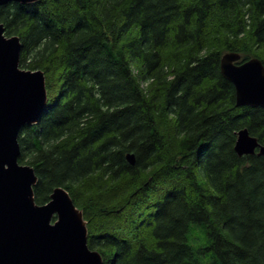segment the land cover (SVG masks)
Returning a JSON list of instances; mask_svg holds the SVG:
<instances>
[{
    "label": "trees",
    "instance_id": "1",
    "mask_svg": "<svg viewBox=\"0 0 264 264\" xmlns=\"http://www.w3.org/2000/svg\"><path fill=\"white\" fill-rule=\"evenodd\" d=\"M0 23L45 75L18 136L38 204L65 187L104 264H264V155L235 150L264 107L221 71L264 63V0L10 1Z\"/></svg>",
    "mask_w": 264,
    "mask_h": 264
},
{
    "label": "water",
    "instance_id": "2",
    "mask_svg": "<svg viewBox=\"0 0 264 264\" xmlns=\"http://www.w3.org/2000/svg\"><path fill=\"white\" fill-rule=\"evenodd\" d=\"M10 1L38 0H0V5ZM20 51L19 36H7L0 23V264H104L88 245L87 221L69 191L57 186L48 202L38 204L35 169L19 162L20 129L37 123L48 103L43 70L21 67ZM241 57L224 53L221 71L234 83L238 105L264 107V63ZM235 150L264 155V144L242 128ZM127 158L135 163L134 153Z\"/></svg>",
    "mask_w": 264,
    "mask_h": 264
},
{
    "label": "bare ground",
    "instance_id": "3",
    "mask_svg": "<svg viewBox=\"0 0 264 264\" xmlns=\"http://www.w3.org/2000/svg\"><path fill=\"white\" fill-rule=\"evenodd\" d=\"M259 58V57H258ZM263 62V61H262ZM236 95H237V93H236ZM21 130V129H20ZM238 138V137H237ZM237 142V141H236ZM236 145V144H235ZM257 153V152H256ZM245 155H250V154H245ZM240 156H242V155H240Z\"/></svg>",
    "mask_w": 264,
    "mask_h": 264
}]
</instances>
